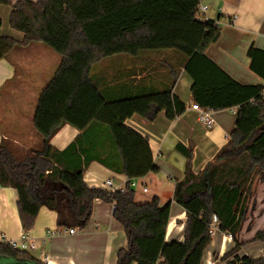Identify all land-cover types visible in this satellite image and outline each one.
<instances>
[{"label": "trees", "instance_id": "trees-1", "mask_svg": "<svg viewBox=\"0 0 264 264\" xmlns=\"http://www.w3.org/2000/svg\"><path fill=\"white\" fill-rule=\"evenodd\" d=\"M12 7L9 26L24 35L19 43L0 35V60L19 46L39 43L61 57L54 76L36 106L34 127L41 146L20 152L10 143L0 144V187L17 191L22 230L30 233L41 209L57 216V229L84 230L95 201L114 204V219L123 227L127 248L117 264H202L213 241V217L219 232L232 236L235 247L221 259L225 264H264V256H239L246 245L236 237L247 216L257 175L264 183V50L247 51L250 71L262 83L243 85L207 55L222 38L217 21L197 18L200 0H0ZM145 51H174L184 59L192 79L193 104L214 112L236 111L235 129L228 143L204 172L193 170L194 149L178 144L186 159L184 177L175 185L174 202L187 213L184 242H167L171 203L158 199L138 203L136 192L125 194L90 188L86 170L98 162L128 180L158 173L148 140L125 125L139 115L153 122L160 113L174 121L187 104L173 94L179 74L173 71L164 91L110 100L91 78L92 68L117 55L136 56ZM64 125L81 134L64 151L51 140ZM95 126L107 129L121 165L96 158L83 148ZM129 187V186H128ZM264 243V231L251 241ZM43 264L31 252L0 244V263Z\"/></svg>", "mask_w": 264, "mask_h": 264}, {"label": "crops", "instance_id": "crops-1", "mask_svg": "<svg viewBox=\"0 0 264 264\" xmlns=\"http://www.w3.org/2000/svg\"><path fill=\"white\" fill-rule=\"evenodd\" d=\"M200 7H207L205 17L217 21L222 32L220 41L210 46L206 55L237 82L262 83L250 71L247 51L251 46L264 50V0H200ZM11 13L12 7H0V35L21 43L24 35L9 26ZM60 62L57 53L39 43L19 46L0 60V144L5 140L20 152L41 146L42 139L34 127L36 106ZM184 64L185 59L177 52L145 51L136 56L109 57L91 71L92 80L110 100L164 91L170 86L172 72H178L173 94L187 104L186 112L174 121H169L163 112L153 122L134 115L125 125L148 140L158 169V173L138 179L136 201L150 203L158 199L162 206L171 203L166 241L179 243L184 242L187 213L174 202V193L176 183L184 177L186 159L177 152L176 146L194 149L193 170L199 175L228 143L237 119L235 110L214 112L215 125L210 129L197 120V113L191 108L192 79L185 72ZM80 134L72 126L64 125L52 138L51 145L64 151ZM83 142V148L92 149L96 158H107L115 167L121 165L105 127H93ZM109 179L115 187H122L128 181L126 176L98 162L89 166L84 177L90 188H101ZM144 188L148 189L147 193L143 192ZM17 202L16 190L0 187V240H16L23 231ZM114 209V204L95 201L91 221L84 230L75 228L74 235L54 238H46V232L58 230L57 216L46 208L41 209L29 233L37 242V250L31 253L43 264H117L118 252L126 249L128 242L123 227L113 217ZM246 221L247 216L236 237L240 244H246L239 256L261 258L264 243L251 241L264 231V211L257 213L250 223ZM234 247L228 234L218 232L202 264H225L221 262L222 257Z\"/></svg>", "mask_w": 264, "mask_h": 264}, {"label": "built area", "instance_id": "built-area-1", "mask_svg": "<svg viewBox=\"0 0 264 264\" xmlns=\"http://www.w3.org/2000/svg\"><path fill=\"white\" fill-rule=\"evenodd\" d=\"M207 11V7L199 8L198 9V15L197 18L200 21H207L205 17V13ZM204 15V16H203ZM217 23V22H216ZM218 27L219 24L217 23ZM220 28V27H219ZM192 110L197 113V120L204 125L206 128L210 129L215 125L214 120V111H212L209 108H202L198 104H192L191 106ZM129 186V187H128ZM138 186V179L128 180L122 187H115L113 180L109 179L103 182L101 188L107 189L111 192H120L122 194H125L128 191V188L135 190ZM144 193L148 192V189H143ZM219 223L218 218L216 216L213 217L212 220V227L210 234L211 236H215L219 232ZM76 233L75 228L72 229H63V230H52L46 232V238H54V237H61L66 235H74ZM229 238L231 239L232 236L229 235ZM7 244L12 249L21 250V251H27V252H34L37 250V242L36 240L29 234L24 231L20 233V236L18 239H5L2 238L0 240V244ZM44 243V242H43Z\"/></svg>", "mask_w": 264, "mask_h": 264}, {"label": "rangeland", "instance_id": "rangeland-1", "mask_svg": "<svg viewBox=\"0 0 264 264\" xmlns=\"http://www.w3.org/2000/svg\"><path fill=\"white\" fill-rule=\"evenodd\" d=\"M261 175H257L255 178L253 190H252V199L249 202L247 209V221L250 223L252 219H255L257 213L264 211V183H261Z\"/></svg>", "mask_w": 264, "mask_h": 264}]
</instances>
